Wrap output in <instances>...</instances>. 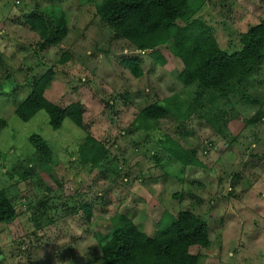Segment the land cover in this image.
<instances>
[{
    "label": "rangeland",
    "instance_id": "1",
    "mask_svg": "<svg viewBox=\"0 0 264 264\" xmlns=\"http://www.w3.org/2000/svg\"><path fill=\"white\" fill-rule=\"evenodd\" d=\"M95 2L0 0V189L15 211L0 224V264H104L99 247L119 216L151 236L183 210L207 225V246L189 248L197 264H264V115L255 121L264 114V60L222 90L183 87L170 43L156 48L159 65L116 37ZM188 2L227 54L264 21V0ZM58 12L66 34L42 47L24 17ZM132 57L140 60L139 78L122 66ZM48 70L44 98L59 107L79 103L82 128L63 120L51 130L42 111L25 123L14 116ZM153 103L165 116L139 118ZM31 134L45 141L48 159L28 144ZM87 136L106 150L94 167L79 153ZM166 138L197 164L178 163Z\"/></svg>",
    "mask_w": 264,
    "mask_h": 264
},
{
    "label": "trees",
    "instance_id": "2",
    "mask_svg": "<svg viewBox=\"0 0 264 264\" xmlns=\"http://www.w3.org/2000/svg\"><path fill=\"white\" fill-rule=\"evenodd\" d=\"M94 10L116 37L127 41L136 51L149 52V57L159 65L163 64V59L156 48L170 43L181 63L176 79L183 87L196 84L202 89L219 91L232 80L253 73L264 60V21L243 33L238 40L240 48L227 54L219 49L209 28L194 18L188 0H97ZM24 23L38 36L42 47L58 45L66 34L61 12L52 15V19L30 14L24 17ZM122 66L133 78L141 77L139 58L124 59ZM52 78L53 72L48 70L35 80L26 97L15 106L14 116L25 123L42 111L51 130L59 129L63 120L82 128L83 110L79 103L59 107L44 98L43 93ZM165 114L162 106L153 103L143 108L138 116L158 120ZM261 115L264 114H256L255 121H259ZM27 142L36 154L48 159V147L39 135L31 134ZM166 142L169 154L178 163L194 165L196 160L190 153L168 138ZM79 153L83 165L94 167L103 159L106 150L87 136L79 146ZM82 211L88 222L89 208L82 207ZM14 215L12 204L0 189V224L9 222ZM207 244L206 223L183 210L151 236L138 230L125 216H119L99 250L104 264H197L198 256L190 254L189 248H205Z\"/></svg>",
    "mask_w": 264,
    "mask_h": 264
}]
</instances>
